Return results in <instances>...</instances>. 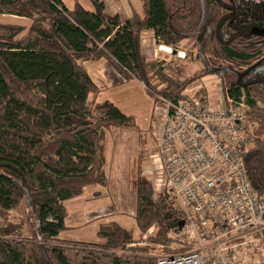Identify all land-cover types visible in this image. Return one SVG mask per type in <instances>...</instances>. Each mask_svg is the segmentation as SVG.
<instances>
[{
  "label": "trees",
  "instance_id": "obj_1",
  "mask_svg": "<svg viewBox=\"0 0 264 264\" xmlns=\"http://www.w3.org/2000/svg\"><path fill=\"white\" fill-rule=\"evenodd\" d=\"M70 9L63 0H0V264H157L116 221L101 223L96 243L60 238L68 227L65 202L88 185H106L104 152L113 127L138 129L112 101H98L86 60H104L148 94L178 102L198 76L222 78L227 96L246 95L253 146L245 155L249 179L264 198V37L259 0H143L123 20L103 0ZM174 49L192 44L204 69L185 79L167 74L142 47L145 31ZM226 105V104H225ZM148 179V178H147ZM136 184L135 217L142 232L158 226L165 244L182 215L156 195L151 179ZM26 216L9 219L20 206ZM155 241V240H154ZM126 251V252H125Z\"/></svg>",
  "mask_w": 264,
  "mask_h": 264
},
{
  "label": "built area",
  "instance_id": "obj_2",
  "mask_svg": "<svg viewBox=\"0 0 264 264\" xmlns=\"http://www.w3.org/2000/svg\"><path fill=\"white\" fill-rule=\"evenodd\" d=\"M227 98L222 107L199 98L159 100L166 110L151 155L161 162L156 195L170 196L167 207L182 215L175 234L192 248L160 256L157 264H264V198L244 160L256 124L249 120L245 94L238 101Z\"/></svg>",
  "mask_w": 264,
  "mask_h": 264
},
{
  "label": "rangeland",
  "instance_id": "obj_3",
  "mask_svg": "<svg viewBox=\"0 0 264 264\" xmlns=\"http://www.w3.org/2000/svg\"><path fill=\"white\" fill-rule=\"evenodd\" d=\"M67 1L70 3L72 2V0H67ZM142 1L143 0H107L109 4V9L112 11V13L110 12L109 14L110 15L117 14L123 20H126L131 15L132 12L131 10L141 9ZM8 21H12L14 23H21V24H27L30 22V20L27 18L13 17V20H11L10 16L0 15V22H8ZM154 47L157 48L158 51L157 59L164 63L163 67L166 70L167 74L171 75L174 78L185 79L187 77L193 76L195 71L204 69L202 62L197 59L196 50L192 49V44H190L186 40L183 41L177 47V49L176 48L174 49L173 47L171 48H167V47L164 48L160 46L158 47L156 44ZM154 47L152 46L151 48L154 49ZM112 67L113 66L111 65V63H109L108 69L113 71L115 68ZM116 71L118 72V70ZM118 73L122 76L120 72ZM142 84L144 85V83ZM144 87L146 88L145 85ZM107 92H108L107 94H110L111 91L107 89ZM184 92L189 94L190 98H199L203 103L210 106L222 107L225 104H228L226 88L223 85L222 78H220L216 74H207L201 77L198 76L192 81H189L186 84V88L183 91V95ZM158 106L160 108H158ZM165 110H166L165 105L163 106L161 105V103H159V105L157 104V107L153 109L152 112L153 126L151 131L154 138H155V132L159 125L160 118L162 117V114L163 112H165ZM136 121L138 120L136 119ZM152 135L150 134L149 131L146 135L144 136L142 135L139 141L137 142V144H135L134 140L132 139L135 138L137 134L136 135L133 134V130L126 131L125 129H121L120 127H116V128L113 127V129H111L107 133V141L109 142L108 144L109 146L106 154V148H107V142H106V147L104 152V158H105L104 170L106 172V177H107L106 185H104V187L107 188H104L102 185L99 186V184L88 185L84 188V191L80 196L81 198H78V200H76L77 199L76 198L72 201L69 200L68 202H65L67 210L71 215L69 219V223L71 224L72 222V224H74L76 227H71L67 229V231L62 233V236L64 237L70 236L72 238H78V239L82 238L84 240L79 242H85V243H96L99 240L98 235H97V241L94 240L96 238L95 233L93 236H89L92 234V232H94L92 230L94 228H91V226H86L87 224H91V220H88V218H86V216L83 215L86 212V207L89 208L90 206L93 205L92 203L87 202V200L92 201L97 199L95 198L96 196H99L94 193L98 189L103 190L104 191L103 194L106 195V197H107V193L109 194L110 200L109 201L104 200V201H108V203L110 204L109 205L110 212L112 213L113 210L120 207L121 199L124 200V202L125 201L129 202L128 212H130L129 209L133 207L135 208L136 184L140 179H144V178L151 179L153 181L155 189H157L156 187L159 188V186L162 184V182L160 181L161 162L158 156L156 155L151 156L156 153V148L153 145L154 139ZM144 141L151 142L152 146L150 145V143L148 146H146ZM157 192L158 189L156 193ZM163 193L164 195H166L164 197L167 198V200H169L168 198H170V196L165 192H162L161 195H163ZM124 197H126V199ZM154 198H158V196L154 195ZM80 210L83 214L79 216L80 218H76V217L74 218L73 214L74 213L77 214V212ZM25 214H26V209L22 205L18 209H15L10 212L9 219L14 223H19L22 221L23 218H25L26 216ZM128 219L130 220V223L128 225L131 226V228H134L133 232L135 234H138L140 230L137 225L136 219L132 215H129ZM95 228H97V226H95ZM99 228H100V224H99ZM135 239H136L135 242L136 245L133 247L146 248L147 253H145V256L152 257L155 260H157L160 256H164L171 253H182L192 248V245L189 242H182L180 235L175 234V231L169 232L168 240L165 244L156 242V240L159 239L158 226L156 225V223H153V225L147 231L145 232L141 231L140 237ZM127 247H132V246L129 245ZM253 260L255 262H258L260 260L259 255H254ZM241 261H244V256H241ZM239 264H245V263L240 262Z\"/></svg>",
  "mask_w": 264,
  "mask_h": 264
},
{
  "label": "crops",
  "instance_id": "obj_4",
  "mask_svg": "<svg viewBox=\"0 0 264 264\" xmlns=\"http://www.w3.org/2000/svg\"><path fill=\"white\" fill-rule=\"evenodd\" d=\"M103 1L105 2L106 7H108V8H106L107 12L112 13V11L109 9V4H108L107 0H103ZM63 2L70 9H72L76 5V3H80L88 10H92V11L95 10V6L91 0H72L71 3L68 2L67 0H63ZM3 15L10 16L11 20H13V17H21V16H16V15H9V14H3ZM3 15H1V16H3ZM21 18H26V17H21ZM155 44L158 47L160 46V47H164V48H166V47L171 48L170 46L157 43L153 31H151V30L145 31L143 34V38H142V47H143L144 51L148 54L149 59H151V60H155L158 58L157 48L154 47ZM152 46L154 47V49L151 48ZM83 64L87 69H89L94 81L102 87V90L100 91V93L97 96L98 101L99 102L107 101V100L112 101L126 115L134 117L135 121H136V119L138 120V121H136L138 129L121 128L120 127L121 129H125L126 131L127 130H129V131L133 130V134H135V135L137 134V136H135V138L132 139V140H134L135 144H137V142L139 141V139L142 135L143 136L146 135L149 131H150V134L152 135L151 130H152V126H153V119H152L153 109H155L157 107V104L159 105V103H161V105H163V106L165 104L163 102L158 103L157 100L153 99L148 94L147 89L144 87V85L142 84L141 81H139L137 79L124 80L122 78V76L115 69L113 71L108 69L109 63L104 61V60H86V61H84ZM107 89L110 90L111 92L112 91L113 92L112 93L110 92V94H107L108 93ZM143 103H144V106H143ZM158 108H160V107L158 106ZM114 128H116V127H114ZM152 137H153V135H152ZM153 139H154L153 145L156 148L157 146H156L155 138L153 137ZM144 143L146 144V146H148L149 143L152 146V143L149 141L148 142L144 141ZM108 144H109V142L107 141L106 154H107V149L109 146ZM99 186H101V185H99ZM104 188H107V187H104ZM103 192H104L103 190H99V189L96 190L94 193L96 195H99V196L95 197L97 199L92 200V201L87 200V202L92 203L93 205L90 206L89 208L86 207V212L84 214L81 212V210L77 212L78 216L76 213H74L73 214L74 218L75 217L80 218L79 216H81V214H83L86 216V218H88V220H91V224H87L86 226H91V228H94V229H92L94 232H92V234L89 236H93L95 233L96 234V236H95L96 238L94 239L95 241H97V231L99 228V224H101V223L116 221L121 226H123L126 229H129L133 232L134 228H131V226L128 225L130 223L128 216L132 215L136 219V217H135L136 205H135V208L133 207V208L129 209L130 212H128V203L129 202L128 201L124 202V200L121 199L120 200V202H121L120 207L116 208L111 213L110 207H109L110 204L108 203V201L110 200L109 199L110 196L107 193V197H106V195H104ZM78 198H81V197H78ZM78 198L77 199L73 198V199H71V201L74 199L78 200ZM124 198L126 199V197H124ZM104 200H108V201H104ZM102 201H104V202H102ZM70 216L71 215L68 212V216L65 219V224L68 227L67 229H69L71 227H76L74 224H72V222H71V224L69 223ZM77 220H79V219H77ZM136 222H137V220H136ZM137 225H138V223H137ZM95 226H97V228H95ZM138 227H139V225H138ZM67 229L60 233V235H59L60 238L66 239V240H76V241H83L84 240L82 238L78 239V238H72L70 236L69 237L62 236V233L67 231ZM139 230H140V227H139ZM133 234H134L135 238H138V237H140L141 230L139 231L138 234H135L134 232H133Z\"/></svg>",
  "mask_w": 264,
  "mask_h": 264
},
{
  "label": "flooded vegetation",
  "instance_id": "obj_5",
  "mask_svg": "<svg viewBox=\"0 0 264 264\" xmlns=\"http://www.w3.org/2000/svg\"><path fill=\"white\" fill-rule=\"evenodd\" d=\"M258 3H259L258 5H260L259 7H260V11L262 13L261 25H262V30H263L262 37H264V0H259Z\"/></svg>",
  "mask_w": 264,
  "mask_h": 264
},
{
  "label": "water",
  "instance_id": "obj_6",
  "mask_svg": "<svg viewBox=\"0 0 264 264\" xmlns=\"http://www.w3.org/2000/svg\"><path fill=\"white\" fill-rule=\"evenodd\" d=\"M183 224H184V221H181V223H180V228L183 226Z\"/></svg>",
  "mask_w": 264,
  "mask_h": 264
}]
</instances>
